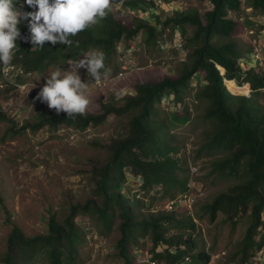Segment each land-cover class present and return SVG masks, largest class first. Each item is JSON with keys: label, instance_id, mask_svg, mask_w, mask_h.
I'll return each mask as SVG.
<instances>
[{"label": "trees", "instance_id": "1", "mask_svg": "<svg viewBox=\"0 0 264 264\" xmlns=\"http://www.w3.org/2000/svg\"><path fill=\"white\" fill-rule=\"evenodd\" d=\"M197 1L209 2L210 7L204 11L177 10L163 20L156 16L153 22L140 17L124 18L109 11L97 24L70 37L71 45L46 43L43 48H32L31 43L22 38L17 41L11 63L21 66L25 74L42 72L58 59L67 62L83 59V55L95 47L116 55L120 40L124 39L129 46V42L144 31L148 41L154 40L159 45L162 39L171 38L175 28L179 27L184 48H190V53L188 61H184L175 75L139 79L132 92L117 102L103 103L99 113H85L75 118H68L63 112L48 113L35 122L27 121L13 129L14 132L27 129L56 132L60 127L84 130L102 123L111 114L128 115L127 129L103 145L109 152L107 158L91 165L93 197L84 203H71L62 220L52 213L45 234L27 235L21 227L7 220L12 228L1 257L2 264H31L41 253L47 255L49 264H75L76 244L81 239L77 226L80 214L93 215L105 223L118 220L119 237L113 248L119 264H147L146 260L139 262L135 255L142 243L148 247L149 257L165 264L197 261L207 264L211 255L203 248L195 251L198 244L193 235L196 229L193 219L185 214L180 216L175 210L141 215L134 210V206L141 205V200L129 197L124 190L129 169L141 179L140 186L145 191L150 188L162 190L168 184L178 185L181 193L190 191L188 181L177 176L182 167L176 156L178 146L173 141L170 126L180 123L183 117L185 121L190 118L187 111L179 113L177 109L182 93L194 82L200 87L197 96L207 100L203 115L212 126L209 142L227 152L214 162V170L231 176L241 174L242 177L241 181L217 194L205 209L211 220L222 213L232 226L244 215H251L241 244L229 260L239 254L242 259H247L263 247L264 106L256 103L253 95L234 94L227 83L229 87L234 85L238 92L248 93L251 89L256 96L264 94V70L245 67L241 58H251V55H248V49H240L235 40L238 34L245 32L247 25H254L253 17H264V0ZM141 3L150 5L152 2L124 1L125 6L132 8H140ZM23 10L32 11L27 5ZM156 21H161V28L156 26ZM19 28L22 37L29 36L27 22L21 23ZM166 28L170 31L166 32ZM259 29L264 30V23L259 24ZM250 46L253 50L252 43ZM170 51L179 54L178 48ZM166 57L173 58L172 55ZM1 70L0 67V77ZM164 98L175 107L169 111L168 120L159 118V105ZM4 119L6 116L0 107V122ZM170 194L172 198L176 197L174 193ZM187 258L190 260L186 261Z\"/></svg>", "mask_w": 264, "mask_h": 264}, {"label": "rangeland", "instance_id": "2", "mask_svg": "<svg viewBox=\"0 0 264 264\" xmlns=\"http://www.w3.org/2000/svg\"><path fill=\"white\" fill-rule=\"evenodd\" d=\"M209 7V2L175 0L172 12L191 9L204 11ZM119 9L113 4L111 11L119 14ZM120 15L125 16L123 13ZM21 23L25 24L26 21ZM250 28L258 30L259 22L247 25L245 32L235 37L240 49H248V55H252L250 44L255 37H258L256 33L250 34ZM137 42L134 69L125 74V78L113 88L104 89L94 86V81L88 77L87 70L84 68L78 70L82 81L87 82L89 79L91 102L85 113H99L103 103L117 102L127 92L133 91V86L139 79L175 75L177 70L182 68L184 61H188L190 48H186L184 53L179 51V54L168 52L154 40L148 41L145 31L138 35ZM170 45L173 47L172 43ZM90 51L103 54L105 69L101 72L110 69L109 77L121 70L115 53L107 54L101 47L91 48ZM166 55H172L173 58H167ZM241 61H246L244 62L246 68L254 65L253 60H244V57ZM67 63L58 59L48 64L42 72L27 74L14 72L9 79H6L1 70L0 107L6 119L0 122V197L2 198L0 264H2L1 257L6 239L12 228V224L7 220L17 224L27 235L47 233L48 220L52 213L62 220L71 203H84L87 198L93 197L89 171L91 165L94 161L105 160L109 152L103 145L127 129L128 115L111 114L102 123L84 130L60 127L56 132L46 129L36 132L32 129L14 132L13 129L19 128L27 121L35 122L41 116L55 112L54 109H49L46 103L34 98L43 86L48 73L58 67L65 71L69 70L70 65ZM33 83L36 86L30 89ZM227 87L236 95L255 96V102L264 106V94L256 96L251 91L238 92L234 85L229 87L228 83ZM199 89V85L194 82L182 93L177 111L179 113L187 111L190 118L185 121L184 114L180 123L170 126L173 141L178 146L176 156L180 158L182 167L178 170L177 176L188 181L190 191L181 193L178 185L171 184L162 190L150 188L145 191L141 189V179L135 177L129 169H127L129 176L125 181L124 190L129 197L141 200V205L132 204L134 210L141 215L175 210L180 216L185 214L187 218L193 219L196 224L193 235L198 244L195 251L203 248L211 257L213 255L219 257L216 258V264H224V259L238 250L250 224L251 215L249 213L244 215L235 226H232L222 213L215 220H211L210 213L205 209V205L217 194L241 181L242 177L241 174L239 176L222 174L213 168L214 162L222 159L227 152L223 147L209 142L212 126L203 115L207 100L197 96ZM172 109H175L173 104L163 101L159 105V118L170 119L169 111ZM166 190H170L176 197L185 196L183 200L186 197L193 199L191 206L182 201L179 205H173V208L169 207L172 197ZM77 226L81 239L76 244L75 264H119L113 248L119 237L118 220L105 223L93 215L80 214L77 217ZM141 245L143 246V243ZM142 246L135 251L139 262L145 261L149 255L148 247ZM31 264H49L48 257L41 253ZM186 264H201V262Z\"/></svg>", "mask_w": 264, "mask_h": 264}, {"label": "clouds", "instance_id": "3", "mask_svg": "<svg viewBox=\"0 0 264 264\" xmlns=\"http://www.w3.org/2000/svg\"><path fill=\"white\" fill-rule=\"evenodd\" d=\"M19 1L0 0V65L5 73L12 64L19 39L31 43L32 48H43L46 43L53 46L71 45L73 41L70 37L105 18L115 3V0H23L19 6ZM24 4L33 11H24ZM22 21L27 22L29 36H21L19 26ZM67 64L70 65L67 71L58 67L48 73L34 99L46 103L48 108L54 109L57 114L63 112L68 118H75L85 114L91 102L89 79L87 82L82 81L78 70L86 69L88 77L97 84L102 78L107 79L111 70L101 72L105 69L104 56L97 51L86 53L83 59L69 60ZM35 86L33 83L30 89Z\"/></svg>", "mask_w": 264, "mask_h": 264}, {"label": "built area", "instance_id": "4", "mask_svg": "<svg viewBox=\"0 0 264 264\" xmlns=\"http://www.w3.org/2000/svg\"><path fill=\"white\" fill-rule=\"evenodd\" d=\"M124 1L126 0H115V3H114L116 8L118 9L120 8L118 10L119 14L123 13L125 15L123 16L124 18L130 19L132 17H140V18L153 22L156 16H159L160 19L163 20L166 17V15L172 13L173 11L172 6L175 0H148V1H151L152 3L150 5L141 3L140 8L127 7L124 5ZM21 3H23V0L19 1V6ZM241 19H244V17H241ZM253 19H255L254 20L255 22H259V24L264 23L263 16L256 17V18L253 17ZM155 24L158 28L162 27L161 21H158V22L156 21ZM169 31H170L169 28H166V32H169ZM249 32L252 35L255 33L258 34V37H255L253 39V43H252L253 50H252L251 58L244 57V60L245 59H248V61L249 59L253 60L254 65H250V66H254L257 70H264V30L263 29L255 30L254 28H250ZM170 43H172L173 47H170L171 46ZM160 47L165 50H169L171 48H178L180 52L184 53L185 52L184 41L181 36L180 28L179 27L175 28L173 36L171 38L162 39L160 41ZM137 48H138L137 39L130 41L129 46L127 45V42L124 39L120 40L117 44L116 56H117V62L121 70L117 72L116 75L109 77L106 80H101L100 83L98 84L94 82L93 85L98 88L109 89L119 84L121 80L125 78L126 76L125 74H127L128 72L134 69L135 67L134 58H135V52ZM15 71L19 73L24 72L23 68L16 67L15 65H12V64L9 65V70L7 71V73H5L3 69V72L7 79H9V77H11V75ZM127 93H130V91ZM163 101H167V103H169L168 98H164ZM183 198H185V196L175 197V198L170 199L169 207L173 208V205L174 206L179 205V202H182V201L186 202V204L191 206L193 199L186 197V199L183 200ZM263 218H264V215H263ZM216 258H219V257H216L213 255L211 257V260L207 264H216ZM189 260H190L189 258L186 259V261H189ZM146 262L147 264H165L164 262L159 261L157 259H152L149 256L147 257ZM224 264H264V245L263 247L255 251L247 259H242L240 256H238L234 259L229 260L228 257H226L224 259Z\"/></svg>", "mask_w": 264, "mask_h": 264}]
</instances>
